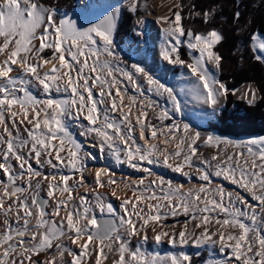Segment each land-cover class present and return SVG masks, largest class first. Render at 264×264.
I'll return each instance as SVG.
<instances>
[{"label":"snow or ice","instance_id":"6c2138e0","mask_svg":"<svg viewBox=\"0 0 264 264\" xmlns=\"http://www.w3.org/2000/svg\"><path fill=\"white\" fill-rule=\"evenodd\" d=\"M137 8L138 0H130V11ZM182 10L177 0L170 14L159 18L167 38L161 56L187 68L194 78L191 94L215 113L221 99L235 94L208 67H221L223 57L214 49L224 37L215 28L186 29ZM212 15L204 12V23ZM119 16L120 9H114L82 27L41 0H0V177L6 178L0 179V264H191L184 252L161 257L139 244L132 247L134 237L147 242L149 229L157 244L166 239L174 247L190 241L197 247L218 246L224 258L211 264H264V137L246 142L202 138L189 124L174 121L168 109L145 95H166L172 113H179L174 90L115 52ZM240 16L237 11L235 18ZM185 42L198 53L191 62L179 54ZM259 49L264 51V42ZM256 59L264 63V55ZM243 98L253 104L256 90L249 87ZM73 126L91 138V147L153 177L147 184V177L123 183L131 196L121 200L119 212L99 191L107 187L121 199L119 183L111 176L102 179L107 169H96L95 186L80 193L88 188L87 161L96 157L72 134ZM198 141L216 148L210 159L198 154ZM141 162L163 163L189 181L194 171L203 183L185 188ZM212 176L250 199L213 185ZM97 209L115 219L101 224ZM181 215L187 219L179 231L175 226L166 230L162 221Z\"/></svg>","mask_w":264,"mask_h":264},{"label":"rangeland","instance_id":"374dc122","mask_svg":"<svg viewBox=\"0 0 264 264\" xmlns=\"http://www.w3.org/2000/svg\"><path fill=\"white\" fill-rule=\"evenodd\" d=\"M81 1L82 0H78L76 2V5L77 6L78 4L80 5ZM152 1L154 0H138L137 11L132 12L129 9L130 0H126L120 10L119 27L117 29L116 37L114 39V44L116 45L115 52L127 64H131V63L143 64L139 60L135 59V54L141 55L143 54V51H146L148 48L151 47V45H153L152 44V41H153L152 33L150 29L151 22L148 18V13L152 6ZM180 3H181V0H180ZM60 12L62 14H65L66 17L70 13L66 10H60ZM140 21H143V22L141 23ZM141 33H143V35H141ZM255 37H256V40L253 42L254 50L257 56L264 55V51H261L259 49V44L261 42H264V35H256ZM117 39L119 41H117ZM182 48H185L187 50L186 52L188 54V59H189V61L187 62L192 61L193 55H198V53H192L186 47V42L184 45L180 47L179 54L181 53ZM45 55H50V52L46 50ZM208 67H209V71L214 75V77L219 80V69H216L215 67H210V66ZM146 68L149 70V72L154 77L158 78L162 83H164L168 87H171L174 90L175 94L177 95V99L181 102L182 111L179 113H172V103L168 100L166 95L156 96L147 91L145 92V95L149 96L152 100L158 103L161 109H168L169 112L172 114L174 121L179 122L181 124L187 123L189 124L190 127L194 128L196 131H199L201 133L202 138H206L207 136L211 135L213 137H219L222 140H230L233 142H246L251 139H257V138L264 137V134L263 135L255 134V135L242 136L239 138H235L227 134L223 135L219 133L217 130H214L210 126V124H213L214 122H216L218 116L224 111L226 99H221L219 106L217 107L215 113H213L211 108H209L207 105L205 106V104L198 101L191 94L190 89H191L192 83L194 82V78L191 77V74L187 70L186 67H183L180 65H171L167 61L164 60V62L162 61V63L158 66L151 65L150 67H146ZM146 87L147 86L145 85V88ZM249 87L256 90L257 99L253 103L255 104L256 101L259 99V92L256 89V87L252 84L243 85L238 90H236L234 94L235 100H238V101L242 100L248 103V99L243 98V97H244L246 89H248ZM31 90L38 97L42 95L36 89H31ZM129 94L134 95L135 92L132 89H129ZM157 111H159V109ZM149 118L152 120L153 123L159 125V121L155 119L154 113H150ZM172 122H173L172 120H167L164 123L170 124ZM71 128L76 132H80V129L79 131H77V127L75 126ZM72 129L70 130L74 132ZM138 142L140 143V141ZM197 146H198V154H203L204 157L209 158V159L211 155H213L216 151V148L205 145L201 141L197 142ZM221 147H223V145H221ZM88 151H90V149H88ZM105 155H106L105 163L108 165H111L112 166L111 170H113L110 172V176H112V178L115 179L117 182L118 181L120 182V183L118 182L119 187H121L124 182L132 183L133 178H135L136 181H138L142 178L147 177V179H145V184H147L149 180L153 178V177H149L148 174L145 172H142L140 170L130 167L127 163H118L108 151H105ZM96 161H98V159H94V160L90 159L87 161L88 171L85 173V176L91 173L90 165L92 164L95 165ZM13 163L15 164V162ZM141 164L143 167L149 168L151 172L155 173L158 176L163 177L166 181L173 182L174 184H183L184 186L189 187L190 185L198 186L199 184L203 183L202 181H199L196 178L194 171L192 172L193 178L191 181H189L187 177L183 176L181 173L173 172L163 163L147 164L146 162H141ZM185 170H188V169H185ZM135 179H134V182H136ZM211 180H212L213 185H223L227 190L241 191V194H243L246 198L250 199L247 193H244L242 190L236 189L235 185H232L227 180H224L222 177L212 176ZM113 187H116V185H113ZM125 190L126 189L120 188L119 192L125 191ZM99 191L107 194L108 202L112 203L118 212L120 211L121 200L123 198H127L128 196H131V192L127 190L126 192L128 194L127 195L123 194V195H126V197L124 196L120 197L122 195L118 194V188H117V196H119L121 199H117L116 197H113L111 195L110 189L107 187L101 188L99 189ZM42 193H41V196L46 195L44 192ZM89 198L91 199V195H89ZM103 215L108 216L107 214H101L98 209L96 210L97 217L103 216ZM0 219H2V217H0ZM186 219L187 218L184 217L183 215L178 216V217L169 216L166 220H163L162 223L168 226L166 230H170L172 229L173 226H175V230L179 231L182 223ZM189 228L191 229V225H189ZM151 236H152V233H151V230L149 229L148 231L149 239L147 240V242H142L139 237L132 238L131 240L132 247H136L139 244V246L141 247V250L146 252L147 254L149 255L158 254L161 257H167L170 255L179 254L180 252H184L191 257V264H193L192 263L193 256H198V257L200 256L199 260L195 261L194 264H211V262L215 260L224 258V254H221L219 252L218 246L215 248L209 245H202L200 247H197L193 242L190 241L187 245H183V246L177 245L174 247L172 244L168 243L166 239L162 240L159 244H157L155 243V241L151 239ZM43 258H44L43 255H41V259ZM105 264H110V260L106 261Z\"/></svg>","mask_w":264,"mask_h":264},{"label":"trees","instance_id":"16d2710c","mask_svg":"<svg viewBox=\"0 0 264 264\" xmlns=\"http://www.w3.org/2000/svg\"><path fill=\"white\" fill-rule=\"evenodd\" d=\"M78 0H41L46 6L58 7L71 12ZM183 25L197 33L215 28L224 39L215 48L222 57L219 81L230 90L252 84L259 92L255 104L235 100L229 92L224 111L210 126L223 135L239 138L264 134V63L256 59L253 36L264 35V0H181ZM194 6V7H193ZM211 11L212 18L204 23L203 13ZM239 11V20L235 13ZM200 15H195V13ZM119 36V34H118ZM119 39V38H118ZM117 39V41H119ZM185 48L180 57L189 61ZM200 256H193L192 263Z\"/></svg>","mask_w":264,"mask_h":264},{"label":"bare ground","instance_id":"6f19581e","mask_svg":"<svg viewBox=\"0 0 264 264\" xmlns=\"http://www.w3.org/2000/svg\"><path fill=\"white\" fill-rule=\"evenodd\" d=\"M125 1L126 0H82L81 4L79 6H80L81 10H88V11L89 10L92 11L98 7L100 8V7H105V6H109L113 10L114 9H120L121 10ZM175 2H177V0H154V1H152V6H151L150 11L148 13V18L151 22V28L150 29H151V33H152V39H153L152 44L153 45H151V47L148 48L146 51H143V54H141V55L135 54V59L142 62L143 63L142 65H144L146 67H150L151 65H153V66L157 65L158 66L162 63V61L164 62V59L161 56V51H162L163 47L165 46L167 38H166V35L163 31V28L165 27V25H163L159 21V18L162 16L169 15L170 14L169 9H170L171 5L174 4ZM179 3H180V0H179ZM67 17H71L72 19H75L78 22L79 26H82V27L89 26V24L86 23L85 18L80 14V10H78L77 8H75L74 10L72 9V11L68 14ZM119 22H120V16H119L118 21H117V29L119 27ZM115 37L113 36V39H115ZM209 66L214 67L213 65H209ZM49 67H50V65H49ZM137 136H138V134H137ZM91 143L92 142L86 141L85 145L90 147ZM140 143H143V142L140 141ZM98 168L99 167L94 168L92 165H90V169H92L93 173ZM108 173L110 176V172H108ZM90 174L91 173H89V175ZM104 178H105V176H102V179H104ZM135 181H136V179H135ZM185 188H187V186H185ZM121 189H123V185L121 186ZM126 191L127 190L121 191L120 194L122 196L126 197V195L128 194ZM123 194H126V195H123Z\"/></svg>","mask_w":264,"mask_h":264},{"label":"water","instance_id":"95a60500","mask_svg":"<svg viewBox=\"0 0 264 264\" xmlns=\"http://www.w3.org/2000/svg\"><path fill=\"white\" fill-rule=\"evenodd\" d=\"M78 10H80V14L85 18L86 23L87 24H91V23H95L98 19L102 18L103 15L107 14L108 12L112 11L113 9L109 6H105V7H98L92 11H88V10H81L79 4L76 7ZM116 32H117V27L116 30L114 32V37L116 36ZM71 131V130H70ZM72 132V131H71ZM72 134L75 136V138L81 142L79 140V138L72 132ZM98 221L102 224L103 221L105 220H110V219H115L114 217H110V216H98L97 217Z\"/></svg>","mask_w":264,"mask_h":264},{"label":"built area","instance_id":"2783aa9c","mask_svg":"<svg viewBox=\"0 0 264 264\" xmlns=\"http://www.w3.org/2000/svg\"><path fill=\"white\" fill-rule=\"evenodd\" d=\"M90 148L92 149V150H95V156H97L96 157V159H98V161H96V163H95V165H94V168L95 167H99V168H104V169H107L108 170V172H111V170L110 169H112V166L111 165H108V164H106L105 162H104V159H103V156H102V152H100L97 148H93V147H91L90 146ZM94 175H95V172H94ZM107 176V177H106ZM109 179V175H105V178L103 179L104 181H107ZM134 179L135 178H133V182H134ZM86 181H87V184H88V188H81L79 191H80V193H85V192H87V191H89V189H91L92 187H94L95 186V177H93L92 178V176H87L86 175ZM130 182V181H129ZM132 182V183H133ZM120 183V182H119ZM121 187H118V194H120V192H119V189H120ZM120 197H123V196H120Z\"/></svg>","mask_w":264,"mask_h":264},{"label":"crops","instance_id":"0c3cea01","mask_svg":"<svg viewBox=\"0 0 264 264\" xmlns=\"http://www.w3.org/2000/svg\"><path fill=\"white\" fill-rule=\"evenodd\" d=\"M41 98H42V96H40ZM57 98H60L59 96H57ZM70 129H72V128H70ZM73 130V129H72ZM76 130V129H75ZM74 131V130H73ZM77 131H79V128H77ZM74 133L80 138V140H81V142L85 145V143H86V141H88V142H92L91 141V138L89 137V138H85V137H82V136H80V132H76V131H74ZM26 135V134H25ZM85 147H86V150H88L89 148H88V146H86L85 145ZM24 151L26 152L27 151V149H24ZM103 154H104V157H106V155H105V152H103ZM105 160H106V158H105ZM32 164H33V167L34 168H38V166L35 164V162L34 161H32ZM44 171H46L47 172V169H44ZM0 179H6L5 177H1ZM42 193V192H41ZM43 194V193H42ZM43 196V195H42ZM104 216V215H103Z\"/></svg>","mask_w":264,"mask_h":264}]
</instances>
